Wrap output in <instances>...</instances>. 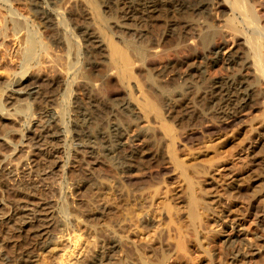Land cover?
<instances>
[{
  "label": "rangeland",
  "instance_id": "374dc122",
  "mask_svg": "<svg viewBox=\"0 0 264 264\" xmlns=\"http://www.w3.org/2000/svg\"><path fill=\"white\" fill-rule=\"evenodd\" d=\"M156 1L0 0V264H264V83L226 61L237 48L253 60L236 43L264 37V0H241L258 6L251 28L229 0L224 15ZM57 10L59 24L47 23ZM89 27L105 40L98 50L86 46ZM232 77L258 104H212V86ZM76 123L94 137L120 125L140 159L123 172L100 140V152L80 144Z\"/></svg>",
  "mask_w": 264,
  "mask_h": 264
},
{
  "label": "bare ground",
  "instance_id": "6f19581e",
  "mask_svg": "<svg viewBox=\"0 0 264 264\" xmlns=\"http://www.w3.org/2000/svg\"><path fill=\"white\" fill-rule=\"evenodd\" d=\"M186 1L180 0L181 5H182L181 7L183 8L182 11L183 10H190L191 9L197 15H202V14L208 15L209 14V11H210V9L208 8V6H212V5H215L216 6V7L215 6L214 7H215V9H217V11H218L219 14L224 15V14H226V11H228V5L226 4V1L225 0L224 1H222V0L221 1L220 0H186ZM134 2H135V4H134L135 6H138V4L140 2H144V4L146 3L147 4V6H146L147 10L148 9H151V8H154L157 5L156 4V2H157L156 0H134ZM159 2H161V1H159ZM162 2L163 3H168L169 0H162ZM242 2H241V0H229L227 3H230V5L232 4L233 5V10L238 11V13L240 15H242V17L244 19V21H243L244 22V25H248L249 28H251L250 26H253L254 27L257 24L259 25V18H258V14H259L258 12H259V10L257 9L258 6L252 5L251 6L252 8H251L246 3V5H247L246 7H249V10L247 8L248 11H246V9L244 7L245 5L243 4L244 2L243 3ZM134 5H132V6H134ZM242 9L243 10L245 9V11L247 13H245V11H243ZM52 13H54V11ZM48 14L49 13H47V14L44 13V16H46L45 19L48 20L47 23L52 22L53 25L59 24V19L57 17H60L62 15V12L58 11L56 15L51 14L53 16V20L51 18L52 16L51 15H48ZM11 17H12L11 18V23H13V28L15 30L20 29V28L24 29L22 26H20V28H18V26L20 25V24H18V22L21 20V16H18V14H16V16L13 17V15H11ZM247 18H249L250 20L249 21L245 20ZM231 20L235 22L234 25H236V23H241L239 21L240 19L237 18V14L236 15L234 14V17ZM240 25L243 26L242 24H240ZM259 26H258V28H259ZM253 27H252V29H253ZM22 29L20 31H23ZM253 30H255V29H253ZM217 32H218V30H217ZM220 32H222V31H220ZM253 33H254V31L252 32V34ZM254 34L252 35L253 37L251 36L252 39L256 36V35L254 36ZM84 35L86 37V43H87L86 46L89 47L91 50H98V49H100L102 47L101 45H103L105 43L104 42L105 40L103 38L104 41L102 40V42H104V43L102 44V42L99 40L100 39V35H99V37H97V34L90 27L89 28H86L84 30ZM221 35H222L221 33H214V32H212L211 37H213V39L215 37H220L221 38ZM244 35L245 34H243V36ZM257 35H259V34H257ZM19 37H20V39L22 41H24V40H27L29 38V35H28V33L26 31H23V32L20 33ZM261 37L262 36H258L257 38L255 37L256 40H254L255 39L254 38L253 41H252L253 43H252L249 40L248 36H247L244 39L241 38V39H243V43H236L237 46L238 45L240 46L242 44L245 45L247 47V50L249 48V50L252 52L253 60H250V58L249 59H244L243 56H236L237 55V52H238V49H239V48L236 47L237 50L236 49L235 50H232L226 56L227 57L226 58V61L229 64H233V65L237 64L238 61H240V62L241 61H244V64L245 65H243V66H245V67L246 66H249V67L250 66L251 67L253 66V71L255 73V76H254L255 77V80L254 81L263 82L264 83V64H263V62H264V55L261 54V46L263 44L261 41H262V39L264 37H262V38ZM213 39H211V40H213ZM214 40H216V39H214ZM224 42H225V40H224ZM224 42L223 43L221 42L222 44H219V43H217V42L214 41V43L211 44V48H215L214 49L215 50L214 51V55L216 56L215 57V61H218V58H219V56L221 54L222 49H224L226 46H228L226 44V42L225 43ZM161 54H162L161 49L154 48L151 51V53H149V57H150V59L153 60V59L159 58L160 56L162 57L163 55H161ZM31 56H32V54H31ZM161 57H160V60H161ZM123 61H127V59L126 58H123ZM9 63H11V61ZM13 63L14 62L12 61V64L11 65H13ZM5 64H6V62H5ZM6 65L8 66V64H6ZM11 65H9L10 66V71L13 70L11 68ZM7 66L5 68V71L6 70L7 71L9 70V69H7ZM92 66H93V64H92ZM13 68L15 69V67H13ZM36 68L38 70L40 69V67L39 68L36 67ZM41 70H43V69H40L39 71H41ZM0 71H2V70H0ZM13 73H14L13 75H15V72H13ZM40 73H42V71ZM40 73L38 72V74H40ZM13 75H12L11 81H16V80L18 81L17 73H16V77L15 76L13 77ZM15 84H17V83H15ZM86 86L90 90H94L95 88L98 87V85L92 84V83H88V84H86ZM252 90H253V87L251 86V84H250V82L248 80H246V79H239L238 77H234V78L232 77V79H229L225 83L217 82V83H215L212 86V91L210 92V94H211V102H212V104H214L216 106H219V109L227 108V110H229V112L233 111L232 113H234V112L236 113L237 110H240V109L243 110V109H246V108H253L254 105L258 104V103L254 104V100L252 99V94H251V91ZM260 103L262 104V102H260ZM1 108H3V107H1ZM127 108L129 109V107H127ZM3 109H2V111H4ZM48 119H49V125H48L49 131L52 134V135L51 134L50 135L51 136H54V138H56L57 140L59 139V140L62 141V139L65 137V133L66 132H65L64 127H62V125H61L62 124L61 123V120L56 115H52V114L48 117ZM120 128H121L120 125H118V127L116 129H114V133H111V132L109 133V132H107L105 130H102L101 132H99V134H97L96 137H94L92 134L88 133L84 128H82V126H80V124H77L76 123V125H75V130H76V133H77L78 141L81 142L80 144H84V145L88 146V148L91 150V153H94V151H97L98 152V150L100 152L102 150L101 153L104 154V155H106L109 158L110 157L112 158V156H113L116 159L115 156L120 155V156H118V157H120V161H119V164L120 165L119 166L121 168L120 170H123V172H124L125 170H128L129 171L130 168H134V166H135L134 164L137 162L139 156L141 157L140 154L142 152H141V150H139V149H137L135 147L134 148L133 147L131 148L130 147L131 145L128 146L130 148L127 147L128 144H126L125 141L123 140V133L121 132ZM96 140L97 141L100 140L103 143L104 146L102 147L101 150H100V148H98ZM125 150H127L128 155L126 154L127 152L126 153L124 152ZM122 152H124V154H126L127 156H125V157L121 156V155H123ZM121 157H123V158H121ZM118 160H119V158H118ZM155 193H157V191ZM192 199H195V198H192ZM192 201H194V200H192ZM196 202H193V204H191L190 207H192V206L196 207V204L194 205V203H196ZM196 212L197 211L195 210V212L192 211L191 214L189 213L190 216H191V218H190L191 220H192V218H193V220H196L197 219L196 218L197 216H195ZM193 220H192V223L194 222ZM132 224H133V222H132ZM196 227H195V229H196ZM47 248H49V247H47ZM178 249H179V247H178ZM233 258H234V260H236L237 259V255L234 256Z\"/></svg>",
  "mask_w": 264,
  "mask_h": 264
}]
</instances>
